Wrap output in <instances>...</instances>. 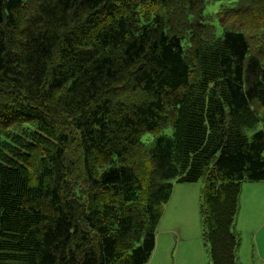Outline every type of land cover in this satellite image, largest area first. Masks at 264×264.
Masks as SVG:
<instances>
[{
  "label": "trees",
  "instance_id": "1",
  "mask_svg": "<svg viewBox=\"0 0 264 264\" xmlns=\"http://www.w3.org/2000/svg\"><path fill=\"white\" fill-rule=\"evenodd\" d=\"M250 11L264 0H0V264H146L173 182L199 179L213 264H238L240 184L264 181Z\"/></svg>",
  "mask_w": 264,
  "mask_h": 264
},
{
  "label": "rangeland",
  "instance_id": "2",
  "mask_svg": "<svg viewBox=\"0 0 264 264\" xmlns=\"http://www.w3.org/2000/svg\"><path fill=\"white\" fill-rule=\"evenodd\" d=\"M240 22L253 24L258 32L264 26V18H260L259 13L242 16ZM251 41L254 47L262 45L254 35ZM261 49L264 50V47ZM188 103L189 101H186L185 104ZM258 128L259 124L252 121L242 130L249 136ZM159 131L171 134L172 129L169 126ZM157 132L144 133L142 138L145 141L151 140ZM40 141L42 142L41 139ZM22 156L26 158V154L22 153ZM78 183L84 185L81 179ZM177 186L179 187L176 191ZM202 188L203 183L200 179L191 183L173 182L170 197L156 224L155 247L147 264H213L209 245L203 235L202 218L199 215ZM239 194L240 192L237 197L238 213L234 222V230L239 235L235 258L238 264H261L259 258L264 259V222L258 221L257 218L253 225L247 224L250 209L249 206H244L239 212L242 207ZM173 216L177 218H171Z\"/></svg>",
  "mask_w": 264,
  "mask_h": 264
},
{
  "label": "crops",
  "instance_id": "3",
  "mask_svg": "<svg viewBox=\"0 0 264 264\" xmlns=\"http://www.w3.org/2000/svg\"><path fill=\"white\" fill-rule=\"evenodd\" d=\"M178 187L179 186H177L176 191L178 190ZM239 190L240 203L242 204L239 212H241L244 206H249L250 209V213L247 218V224L253 225V222L257 218L258 221L263 220L264 222V181H244L240 184ZM171 218H177V216H173ZM259 260L261 264H264V259L259 258Z\"/></svg>",
  "mask_w": 264,
  "mask_h": 264
},
{
  "label": "bare ground",
  "instance_id": "4",
  "mask_svg": "<svg viewBox=\"0 0 264 264\" xmlns=\"http://www.w3.org/2000/svg\"><path fill=\"white\" fill-rule=\"evenodd\" d=\"M223 130V129H222Z\"/></svg>",
  "mask_w": 264,
  "mask_h": 264
}]
</instances>
